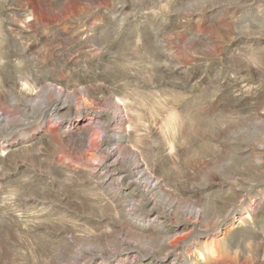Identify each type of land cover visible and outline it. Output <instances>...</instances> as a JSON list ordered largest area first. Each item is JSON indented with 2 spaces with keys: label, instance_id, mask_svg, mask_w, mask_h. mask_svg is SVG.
I'll return each mask as SVG.
<instances>
[{
  "label": "rangeland",
  "instance_id": "rangeland-1",
  "mask_svg": "<svg viewBox=\"0 0 264 264\" xmlns=\"http://www.w3.org/2000/svg\"><path fill=\"white\" fill-rule=\"evenodd\" d=\"M0 264H264V0H0Z\"/></svg>",
  "mask_w": 264,
  "mask_h": 264
},
{
  "label": "bare ground",
  "instance_id": "bare-ground-1",
  "mask_svg": "<svg viewBox=\"0 0 264 264\" xmlns=\"http://www.w3.org/2000/svg\"><path fill=\"white\" fill-rule=\"evenodd\" d=\"M60 100H62V97L60 96V94H57L56 97L53 99L52 104L51 103H46L45 101L41 102L40 107H49L50 105H54L55 107V111H58L61 107H63L67 101H63V103L60 102ZM116 122V121H115ZM142 159H140L141 161ZM139 161V162H140ZM135 165L133 166V168L130 170L131 174H141V180L139 182L142 181V179H144L145 182V186L148 190H152L153 188H156L157 186H159V181L155 180L149 173L148 168L146 166V164L142 162L140 163H134ZM131 166V165H129ZM132 167V166H131ZM127 169V168H126ZM125 169V170H126ZM144 177V178H143ZM138 181V180H137ZM148 201V200H147ZM250 217V213H248L247 215L244 216V221L247 220ZM240 220L239 226H243L245 225V222ZM201 256V258L203 257L202 254H199Z\"/></svg>",
  "mask_w": 264,
  "mask_h": 264
}]
</instances>
